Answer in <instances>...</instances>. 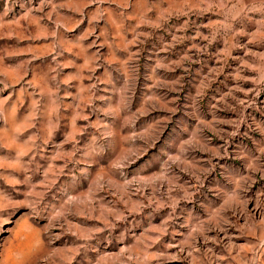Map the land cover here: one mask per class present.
Masks as SVG:
<instances>
[{
	"label": "rangeland",
	"instance_id": "rangeland-1",
	"mask_svg": "<svg viewBox=\"0 0 264 264\" xmlns=\"http://www.w3.org/2000/svg\"><path fill=\"white\" fill-rule=\"evenodd\" d=\"M0 264H264V0H0Z\"/></svg>",
	"mask_w": 264,
	"mask_h": 264
}]
</instances>
